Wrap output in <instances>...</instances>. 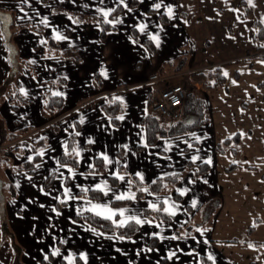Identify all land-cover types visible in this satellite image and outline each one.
Listing matches in <instances>:
<instances>
[{
	"label": "crops",
	"instance_id": "crops-1",
	"mask_svg": "<svg viewBox=\"0 0 264 264\" xmlns=\"http://www.w3.org/2000/svg\"><path fill=\"white\" fill-rule=\"evenodd\" d=\"M0 12H12L17 27L7 29L3 15L0 125L6 136L26 130L0 144L7 177L2 182H33L38 187L34 201L26 198L31 208L37 211L34 203L47 200L53 215L62 214L69 228L82 235L98 230L78 219L94 214L88 209L96 201L118 209L112 223L129 216L144 221L130 237L99 230L106 240L118 242L108 245L120 251L121 264H264V141L254 132L255 122L264 123V111L262 100L252 96L264 84V61L243 58L264 44L252 38L254 22L264 27V0H0ZM13 30L17 64L11 78L18 97L26 100L18 103L6 84L13 66L4 35ZM213 64L222 65L224 86L202 91L190 85L191 73ZM152 74H159L157 83L148 80ZM180 81L205 100L206 121L195 125L190 113L177 122L163 120V127L176 125L178 132L148 143L142 119L149 115V101ZM47 95L62 98L51 116L43 112ZM109 102L120 107L116 124L102 107ZM236 133L235 153L217 150ZM71 138L75 166L60 160ZM98 158L103 172L93 171ZM27 162L33 164L31 171L20 169ZM201 164L208 166L206 171L194 177ZM231 164L237 168L226 171ZM173 175L179 176L176 183L159 193L151 190L157 178ZM134 180L140 183V196ZM46 182H58V190L48 192ZM105 182L111 189L107 195L86 196L83 189L95 190ZM133 194L132 199H116ZM58 199L64 200L62 209ZM216 201L215 208L205 210ZM150 204L167 219L148 218L145 211H154ZM80 208L83 213L77 214ZM120 209L128 211L120 216ZM54 223L58 226V220ZM53 261L47 254L41 264Z\"/></svg>",
	"mask_w": 264,
	"mask_h": 264
},
{
	"label": "rangeland",
	"instance_id": "rangeland-1",
	"mask_svg": "<svg viewBox=\"0 0 264 264\" xmlns=\"http://www.w3.org/2000/svg\"><path fill=\"white\" fill-rule=\"evenodd\" d=\"M16 12L18 13L17 10ZM3 15L8 17L5 24L8 29L10 22H12V12L8 14L0 12V16L3 17ZM53 30H55L54 35L57 36V27H54ZM52 39L57 45H60L58 39ZM257 43L262 44L264 42ZM8 46L12 48V53L16 56L11 41H8ZM260 52L264 53V44L255 48V51L251 54ZM247 54L243 58L250 61L251 55ZM236 59L223 60L222 62ZM216 66L220 67L222 65L213 64V66L205 67L198 72L208 71ZM178 83H181V81L173 84ZM190 83V85L197 84L202 91L216 89L204 88L201 81L194 82L192 80ZM262 87H264V84H260L256 87V90L254 89V95L249 94L254 96L256 100H262L260 105H263L261 109L264 111V88ZM188 90L195 95L189 88ZM159 120L163 122V120ZM255 125L254 132L258 134V139L263 142L264 123L257 121ZM255 142L258 143L259 141L255 140ZM9 164L11 165V163ZM5 165L3 158L0 157V264H41L47 254L54 259L53 264H56L55 260L57 258L58 264H61V260L63 261L62 264H121L119 261L120 251L108 245V243L118 242L112 239L106 240L109 237L105 232L91 229L92 232L88 235H82L78 232L80 229L69 228L71 226L67 225L68 223L65 222L66 220L63 219L62 214L58 213V218L53 215L50 203L47 200L34 203L37 211L33 210L26 198H32L34 201L38 187L33 182H24L22 178L17 179V182H2L1 179L6 180L7 178L4 171ZM45 187H47L48 192L58 190V182H52V184L46 182ZM63 201V199H58L59 209H62L61 203ZM65 201H69L68 206L70 207L69 197H66ZM97 203L105 204L102 200L92 204ZM216 204L217 201L210 204L205 210H212ZM67 210L63 209V212ZM81 211L82 208L76 213L82 214ZM115 211L118 212V209L116 208ZM54 219L58 220V226L55 225ZM46 224L49 225L48 229L44 227ZM56 242H58V247L55 244Z\"/></svg>",
	"mask_w": 264,
	"mask_h": 264
},
{
	"label": "trees",
	"instance_id": "trees-1",
	"mask_svg": "<svg viewBox=\"0 0 264 264\" xmlns=\"http://www.w3.org/2000/svg\"><path fill=\"white\" fill-rule=\"evenodd\" d=\"M240 6L243 7L244 12L247 14L248 9L245 6L244 3H240ZM120 10V7H118L113 14L111 15V18H113V15L116 14ZM2 16H0V26L3 29L2 26ZM11 26L12 29H17V27L14 28V24L10 22L9 27ZM102 27H105V24L101 23ZM20 27V26H19ZM252 27L254 29V34H253V40L255 42H264V27L260 22H254L252 24ZM39 29V28H35ZM3 33V32H2ZM14 30L9 32H5L4 38H5V43L6 47L8 49V53L10 55V63L13 66L12 67V72L10 73V78L8 82H6L7 86L10 88L11 92H14L16 97H18V94L16 93V90L13 85V80H12V75L13 72L15 71V65L17 64V59L16 56L13 55L12 53V48L8 46V41H10L11 35H13ZM53 42H50V44ZM54 44V43H53ZM147 44V43H146ZM56 45V44H54ZM150 49L152 50L151 46L148 44ZM67 54H72L71 52H66ZM251 60H261L264 61V53H257L253 54L250 57ZM184 61L183 59H180ZM190 80L194 82L201 81L202 85L204 88L207 89H213L217 87L224 86L226 83V78L224 74L222 73V69L218 66L214 67L211 70L208 71H200V72H193L190 74ZM9 91V92H10ZM21 97H18L17 99L14 100L15 103L18 102H25ZM149 104H151V101H149ZM62 105V98L57 95H47L46 96V102L43 107V112L47 116L53 115L56 111L59 110V108ZM103 109L105 112L108 114L110 117V121L112 124L117 123V118L116 115L120 109L118 103L116 102H109L106 104L102 105ZM185 113H190L196 117V122L195 125H198L200 123H203L206 121V113H207V107L204 102V100L198 96H195L193 94L188 93L184 99V105H183V115ZM142 124L144 126L145 132H146V137L148 143H153L157 138L163 137V136H168V135H173L174 133L178 132L177 126L173 125L170 128H165L163 127L161 121L159 118L151 115H146L142 119ZM185 128H181L179 130H184ZM26 130H21L19 133L16 134H9L8 136L5 135V132L3 131L1 125H0V144H2L3 141L5 142H13L14 140L18 139L19 137L24 134ZM7 137V138H5ZM240 142V136L238 133L232 135L229 138L224 139L220 144L217 146V150L219 151H224L226 149H229L231 153H235V146ZM71 143H73V139H70L69 146L70 148L68 149V153H63L60 156V160L63 163H68L72 166L76 165V161L74 158V155L72 154L71 150ZM33 167L32 162H27L24 163L20 169H25L27 171H31ZM206 164H201L200 170L197 172V174H194V177L202 174L204 171L207 169ZM237 166L235 164H231L230 166L227 167L226 171L230 172L236 169ZM93 171L95 172H103V166L101 159H96ZM179 176L178 175H173V176H166L164 178H157L154 182L150 184V188L153 192L159 193L161 191H164L169 185L176 183L178 180ZM133 188L137 191L138 196H140V183L137 180H134L132 183ZM86 196L89 198L93 199H101L102 198V192L98 190H89L86 192ZM118 204H125L126 200L123 201H116ZM145 215L150 218V219H160V220H166L167 217L161 213V211H151V210H146ZM79 220H83L86 222L88 225L98 229V230H103L106 232H109L111 234H114L118 237H130L138 232L139 226L133 221H130L126 223L123 227H118L114 223H112L109 219H105L103 217L97 216L92 213H87L83 216L78 217Z\"/></svg>",
	"mask_w": 264,
	"mask_h": 264
},
{
	"label": "built area",
	"instance_id": "built-area-1",
	"mask_svg": "<svg viewBox=\"0 0 264 264\" xmlns=\"http://www.w3.org/2000/svg\"><path fill=\"white\" fill-rule=\"evenodd\" d=\"M152 83L160 80L159 74H152L148 79ZM189 90L183 83L173 84L159 90L156 98L151 100L148 112L161 120L179 121L183 116V105Z\"/></svg>",
	"mask_w": 264,
	"mask_h": 264
},
{
	"label": "snow or ice",
	"instance_id": "snow-or-ice-1",
	"mask_svg": "<svg viewBox=\"0 0 264 264\" xmlns=\"http://www.w3.org/2000/svg\"><path fill=\"white\" fill-rule=\"evenodd\" d=\"M249 2H251V0H249ZM155 8L159 9L161 7L160 4H155L154 5ZM170 18H171V12L172 9L169 8L168 9ZM105 16H107V13H105ZM143 26H141V31H143ZM59 38V37H58ZM153 40H155L157 42V45H159V39L158 37H152ZM226 75V73H225ZM120 119H123V117H120ZM89 143H92L91 140H89ZM74 152H76V155H79L80 153L78 151H76V149H73ZM31 159V158H29ZM105 161H107V157H104ZM37 167H39V165H37ZM68 172L72 173L73 170L71 168L68 169ZM73 175H75V173H73ZM139 175V173L137 174ZM119 179L123 180L124 177L123 176H118ZM141 179H143V177H141ZM85 192L89 191L90 189H83ZM96 190L101 191L104 193V195H107L109 191H111V189H109L107 183L105 182L103 184V186L101 187L100 185H97ZM144 191H147V189H144ZM69 192V189H65V193L67 194ZM183 194V193H181ZM134 198V194L132 196H125V195H119L116 196L117 200H121V199H132ZM89 203L91 204V201H89ZM149 207H151L154 211H159V209H157L155 204H150ZM88 211L93 212L95 215L97 216H101L105 219H112L113 216L117 215V212L114 211L113 209L109 208L106 204H91V207L88 209ZM128 211L127 209H120L119 210V215L120 216H124L125 212ZM163 211L170 213L172 215H175V213L170 209V208H164ZM129 220H134L136 224H142L144 223V221H142L141 219L137 218L136 216H129L124 220L121 221H113L114 223L117 224L118 227H123L126 223H128ZM173 239H176V237H172ZM55 254V253H54ZM209 259H212L211 256H209Z\"/></svg>",
	"mask_w": 264,
	"mask_h": 264
}]
</instances>
